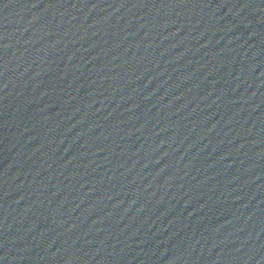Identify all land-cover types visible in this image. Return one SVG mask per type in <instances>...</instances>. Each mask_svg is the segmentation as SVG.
<instances>
[{
    "label": "water",
    "instance_id": "95a60500",
    "mask_svg": "<svg viewBox=\"0 0 264 264\" xmlns=\"http://www.w3.org/2000/svg\"><path fill=\"white\" fill-rule=\"evenodd\" d=\"M0 264H264V0H0Z\"/></svg>",
    "mask_w": 264,
    "mask_h": 264
}]
</instances>
